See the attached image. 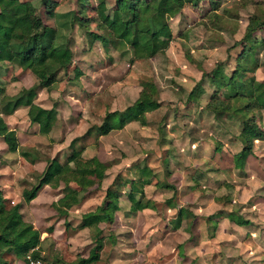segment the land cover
<instances>
[{"label":"rangeland","instance_id":"1","mask_svg":"<svg viewBox=\"0 0 264 264\" xmlns=\"http://www.w3.org/2000/svg\"><path fill=\"white\" fill-rule=\"evenodd\" d=\"M21 1L38 10L45 23L56 25L42 0ZM52 1L57 3L54 11L58 14L72 12L100 21L65 32L70 36V53L64 57L67 68L37 100L40 106L58 111L50 135L38 134L39 127L30 124L27 109L6 119L22 149L39 161L21 168L25 177L9 182L13 204L22 202L23 190L36 184L38 170L57 156L64 163L71 142L100 125L109 110L133 105L151 85L157 88L161 107L148 114L145 127L132 122L122 131L78 144L85 147V158L99 160L105 177L98 183L88 182L85 190L72 184L81 202L67 218L54 206L64 195L63 184L57 181L43 189L34 203H23L20 221L34 225L42 232L41 239H46L42 257L50 264L55 258L59 260L55 264H77L89 257L98 239V264H264V111H246L250 92L241 78L246 74L264 82V29H257L242 46L250 20L264 22V0H218V20L193 6L185 7L165 26L147 15L144 24L150 31L141 35V42L156 52L145 59L135 58L125 26L105 27L98 9L103 0H90L94 9L78 0ZM13 68L14 74L0 81L7 95L34 87L30 72L17 65ZM217 69L234 84L219 91L207 77ZM191 92L194 101L189 100ZM245 122L262 135L241 172L235 168L234 157L244 147ZM188 137L192 139L189 150L176 147L171 154L174 160H162L166 145L161 148V141L169 143L166 139L170 138L174 146L178 140L184 144ZM193 142L200 149L193 151ZM3 148L0 143V157ZM12 158L26 162L18 152ZM134 184L144 186L147 198L157 204L155 209H135ZM108 192L117 198V203L110 204L115 222L80 230L85 225L83 216L100 206ZM169 200L172 206L167 205ZM180 209L187 210L189 217L176 227ZM223 212H236L250 224L239 227L219 218ZM50 228L53 234L46 233ZM4 260L22 262L8 255Z\"/></svg>","mask_w":264,"mask_h":264},{"label":"trees","instance_id":"2","mask_svg":"<svg viewBox=\"0 0 264 264\" xmlns=\"http://www.w3.org/2000/svg\"><path fill=\"white\" fill-rule=\"evenodd\" d=\"M78 1L80 5L94 9V6L91 7L90 0ZM217 1L103 0L98 9L101 13V20L104 25L106 24L107 29L115 30L119 25L127 28V33L130 35L128 41L135 58L145 59L152 57L156 52L151 45L144 46L141 42V35L150 31V28L144 24L147 15L152 16L157 25L165 26L169 20L182 13L187 5H191L202 8L218 20L217 11H219L220 5ZM41 2V5L48 11V15L55 19L56 25L50 26L45 23L38 15V10H34V7L29 3L21 0H0V79L9 77L14 70V65L23 71L30 72L36 79L34 87L22 90L14 96L7 95L5 88L0 86V137L3 138L9 152L20 153L31 164H35L38 158L32 152L22 149L17 132L9 128L4 116L14 115L21 107L28 108L30 123L38 125L40 134L48 135L53 123L57 120L58 112L56 108L44 109L35 102L39 93L56 84L60 73L67 68L64 57L65 53H70V36L66 33H71L75 27L85 28L100 21L96 18H84L72 12L58 14L54 11L56 2L52 0H42ZM262 28L264 29V22L250 20L242 42L243 48L246 47L247 40L255 34L257 29ZM18 31H20L19 35ZM154 36L156 34H153ZM99 38L110 42L106 37L99 36ZM244 51L243 55L245 56ZM207 77L217 85L219 91L234 84L231 77L224 76L222 69H217ZM241 78L246 82L250 92L246 111H264V82H259L255 76L248 77L246 74ZM202 84L201 81L196 88ZM189 100L194 101V92H191ZM160 107V103L157 101V88L151 85L148 89L141 91L133 105L124 110H109L100 125L92 126L82 137L74 139L69 146L70 153L64 163H61L58 156L48 162L44 172L35 175L36 184L30 189L23 190L22 202L13 204L0 190V264H7L4 255L14 256L25 264H29L31 260L40 261L41 264H50L51 261L42 257L43 244L46 240L41 239L42 232L34 225L20 221L23 203H32L44 187L57 180L64 185V195L54 206L62 218H67L69 212L81 202L73 191L72 184L85 190L88 187V182L96 181L98 183L105 177L104 171L100 170L102 164L99 160L96 158L85 159L83 157L85 147L78 146V144L93 136L100 138L113 131H120L132 122L145 127L149 124L147 114ZM254 128L255 126L245 122L241 139L244 147L234 157L235 168L240 171L244 170L248 157L252 155L254 141L261 140L262 132H258ZM158 185L162 188H170L168 184L158 183ZM132 195V204L137 211L156 208L157 204L147 198L143 185L134 184ZM112 202L117 203V198L113 193L108 192L100 206L83 216L86 226L80 225V230L92 224H113L115 211L110 207ZM167 205L172 206V200L167 201ZM220 215L219 218L229 219L241 227L250 224L236 212H223ZM186 216L189 217L187 210L180 209L178 211L176 227L180 226ZM46 233L53 234V228H50ZM96 241L89 257L78 261L77 264L99 263L101 246L99 245L100 240ZM51 243L53 245V242ZM52 263H59L58 258H55Z\"/></svg>","mask_w":264,"mask_h":264},{"label":"crops","instance_id":"3","mask_svg":"<svg viewBox=\"0 0 264 264\" xmlns=\"http://www.w3.org/2000/svg\"><path fill=\"white\" fill-rule=\"evenodd\" d=\"M187 6H191V5H187ZM186 6V7H187ZM185 9V8H184ZM14 74V70L11 72V75L9 76V77H7V78H1L0 79V81H2V79L3 80H8L12 75ZM34 77V76H33ZM257 79V78H256ZM35 81H36V79H35ZM58 81H59V78H58ZM57 81V82H58ZM258 81V80H257ZM57 82H56V84H57ZM260 82V81H259ZM56 84H54L53 86H55ZM35 85H36V83H35ZM34 85V86H35ZM52 86V87H53ZM52 87H50V88H48V89H44V90H42L41 92H48L49 90H51L52 89ZM41 92L39 93V94H41ZM39 97V96H38ZM37 100H38V98H37ZM37 100H36V104L37 105H39L38 103H37ZM40 106V105H39ZM40 107H42V106H40ZM42 108H44V107H42ZM22 109H27L28 111H29V109L28 108H25V107H21L18 111H16L15 112V114L14 115H12V116H4V119H5V122L7 123V118H11V117H13V116H15V115H17V112H19V111H21ZM44 109H51V108H44ZM57 110V109H56ZM58 112V111H57ZM149 114V113H148ZM148 114H147V116H148ZM27 117H28V112H27ZM28 119H29V117H28ZM57 119H58V116H57ZM57 121V120H56ZM55 121V122H56ZM55 122L53 123V126H52V128L54 127V124H55ZM31 124V123H30ZM7 125L9 126V128L10 129H12L10 126V124L9 123H7ZM32 125V124H31ZM37 127H38V125H37ZM12 130H14V129H12ZM16 131V130H15ZM51 131H52V129H51ZM51 131H50V133H51ZM120 131H122V130H120ZM114 132V131H113ZM50 133L48 134V135H44V136H49L50 135ZM112 133V132H111ZM38 134H40L39 132H38ZM18 135V134H17ZM40 135H42V134H40ZM18 138H19V136H18ZM166 140H168L169 141V143H164L163 144V142L161 141L160 142V144L162 145L161 146V148L163 147V146H165V147H163L162 149H164L163 150V157H162V160H174V159H172V156H171V154L173 153L172 151L174 150V149H177L176 147H178V148H181V147H185V149H188L189 150V142H191V138H189L188 137V139L186 138V142L183 144V142H182V140H178V141H176V144L173 146V144H172V141L170 140V138H167ZM19 141H20V138H19ZM256 141H258V140H255L254 141V143L256 142ZM0 143L2 144V147H4L3 148V154H4V156H1L0 158H2V160L0 159V190L4 193V196L6 197V198H8L9 200H10V191L11 190H13V186L11 185L10 186V184H9V182H12V181H14V183L16 182V181H18L21 177H25V175L24 176H22V172H21V168H25V167H27L28 165H31V166H35L39 161H37L35 164H31L30 162H28L27 160H25L26 162H24V160H15V158H12L13 157V155H15L16 153H11V152H9L8 151V148H7V145L5 144V142H4V140H3V138L2 137H0ZM188 146V147H187ZM191 146H193V151H195L196 149H197V147H199V149H200V145H199V143H192V145ZM156 152H158L159 151V149H160V147H158V146H156ZM184 148H183V150H185ZM178 150V149H177ZM242 151V150H241ZM240 153V152H239ZM238 153V154H239ZM150 156V155H149ZM250 156H252V155H250ZM249 156V157H250ZM84 157V156H83ZM248 157V158H249ZM253 157V156H252ZM85 158V157H84ZM93 158H95V157H93ZM154 157H152V159H153ZM85 159H87V158H85ZM89 159H92V158H89ZM97 159V158H96ZM151 158H150V160H152ZM155 159V158H154ZM178 159V158H177ZM176 159V160H177ZM199 159V158H198ZM250 159V158H249ZM51 161V160H50ZM48 164V163H47ZM47 164H46V166H47ZM22 166V167H21ZM46 166H44L43 167V169L42 170H38V173L37 174H42L43 172H44V170L46 169ZM242 172V171H241ZM8 178H11V180H9ZM57 180H54V181H52V183L50 184V185H48V186H46V187H44L43 189H46V188H48V187H51L52 185H53V183H55ZM6 182H8V183H6ZM63 187H64V185H63ZM40 194V193H39ZM39 196V195H38ZM38 198V197H37ZM36 198V199H37ZM35 199V200H36ZM21 201L19 200L18 201V203H20ZM14 203V202H13ZM32 203H34V201L32 202ZM31 204V203H30ZM79 206V205H78ZM77 207V206H76ZM75 208V207H74ZM188 212V211H187ZM189 213V212H188ZM188 217V216H187ZM233 223V222H232ZM214 224V223H213ZM235 224V223H234ZM238 226V225H237ZM239 227H241V226H239ZM245 227V226H244ZM21 264H25L24 262H20Z\"/></svg>","mask_w":264,"mask_h":264},{"label":"built area","instance_id":"4","mask_svg":"<svg viewBox=\"0 0 264 264\" xmlns=\"http://www.w3.org/2000/svg\"><path fill=\"white\" fill-rule=\"evenodd\" d=\"M29 260H30V259H29ZM29 264H41V262H40V261L34 262V261L31 260V261L29 262Z\"/></svg>","mask_w":264,"mask_h":264}]
</instances>
